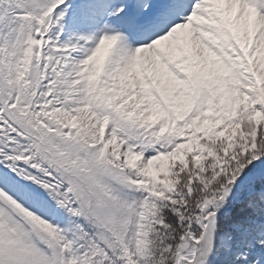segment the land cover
Returning <instances> with one entry per match:
<instances>
[{"label":"snow or ice","instance_id":"6c2138e0","mask_svg":"<svg viewBox=\"0 0 264 264\" xmlns=\"http://www.w3.org/2000/svg\"><path fill=\"white\" fill-rule=\"evenodd\" d=\"M0 264H264V0H0Z\"/></svg>","mask_w":264,"mask_h":264}]
</instances>
